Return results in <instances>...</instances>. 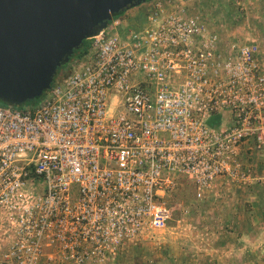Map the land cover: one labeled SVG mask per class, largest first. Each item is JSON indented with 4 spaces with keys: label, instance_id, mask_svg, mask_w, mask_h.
<instances>
[{
    "label": "built area",
    "instance_id": "1",
    "mask_svg": "<svg viewBox=\"0 0 264 264\" xmlns=\"http://www.w3.org/2000/svg\"><path fill=\"white\" fill-rule=\"evenodd\" d=\"M199 0L112 18L38 99L0 104V264H112L162 232L183 177L198 196L254 179L264 53Z\"/></svg>",
    "mask_w": 264,
    "mask_h": 264
},
{
    "label": "rangeland",
    "instance_id": "2",
    "mask_svg": "<svg viewBox=\"0 0 264 264\" xmlns=\"http://www.w3.org/2000/svg\"><path fill=\"white\" fill-rule=\"evenodd\" d=\"M199 1L208 19L221 23L219 31L224 39L256 42L264 53V0ZM130 9V13L125 11L120 16L129 23L143 21L142 4ZM245 150L241 162L251 167L257 182L263 173L264 157L249 155L252 148ZM180 181L166 197L170 208L166 228L142 240L140 247L118 254L112 264H264V216H260L264 205L247 208L251 203L242 201L243 208L253 210L255 216H218L237 206L229 190L235 186L233 182L223 180L211 193L198 196L190 179L183 177ZM219 186L227 189L214 194ZM246 245L254 249L246 252Z\"/></svg>",
    "mask_w": 264,
    "mask_h": 264
},
{
    "label": "water",
    "instance_id": "3",
    "mask_svg": "<svg viewBox=\"0 0 264 264\" xmlns=\"http://www.w3.org/2000/svg\"><path fill=\"white\" fill-rule=\"evenodd\" d=\"M147 0H0V102L18 106L51 87L83 40Z\"/></svg>",
    "mask_w": 264,
    "mask_h": 264
},
{
    "label": "crops",
    "instance_id": "4",
    "mask_svg": "<svg viewBox=\"0 0 264 264\" xmlns=\"http://www.w3.org/2000/svg\"><path fill=\"white\" fill-rule=\"evenodd\" d=\"M130 10L131 9L127 10L126 12L130 13L128 12ZM250 143L252 144L251 147L249 146ZM244 147L245 148L247 147L250 149L252 148L255 151L254 142L252 141L245 143ZM245 148H243L244 150H242L243 154L241 152L242 156L246 155ZM254 151L253 152L251 151L249 155H256V154L261 155L257 151L255 152ZM263 173H264V167H263ZM263 173L261 176L259 177L257 176L258 178H260V180H258L257 182L255 181V179H257L256 176L253 175L254 179L250 181L249 183H247L248 184L247 186L234 183L235 186L230 188L229 190L232 189L231 193L233 194V198L237 202V206L233 208L232 212L230 213L226 212L218 216H255L253 213V210L243 208V205H241V203L242 201L243 202L249 201L251 204H247V208H248V205H251L253 209H254V205H258V206L264 205V174ZM226 189L227 188L224 186H219V189H216L217 191H215L214 194H218V191L224 193ZM260 216H264V213H260ZM249 238H250L249 240H252L251 237ZM241 249H243V247H241ZM244 249L246 252H250L251 249H254V248L250 247L249 245H246L244 246Z\"/></svg>",
    "mask_w": 264,
    "mask_h": 264
},
{
    "label": "trees",
    "instance_id": "5",
    "mask_svg": "<svg viewBox=\"0 0 264 264\" xmlns=\"http://www.w3.org/2000/svg\"><path fill=\"white\" fill-rule=\"evenodd\" d=\"M122 14V13H121ZM121 14H117V15H114L113 18H116V17H119ZM90 47V39H85L83 40L81 46L78 48V49H75L74 52H73V55L71 56L70 60L73 59V58H76V57H81L83 56L89 49ZM66 65H63V66H60L57 68V71L54 75V79L56 78V76L58 75V73L65 67ZM53 79V80H54ZM38 99V97H36L35 99H32V100H28L27 102H32L34 100ZM0 104H3L0 102Z\"/></svg>",
    "mask_w": 264,
    "mask_h": 264
}]
</instances>
